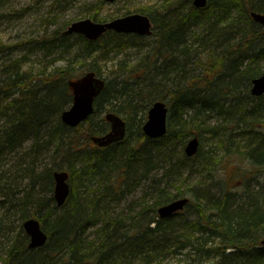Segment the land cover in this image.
Here are the masks:
<instances>
[{
  "label": "trees",
  "instance_id": "16d2710c",
  "mask_svg": "<svg viewBox=\"0 0 264 264\" xmlns=\"http://www.w3.org/2000/svg\"><path fill=\"white\" fill-rule=\"evenodd\" d=\"M192 3L163 0L160 8L138 11L152 18L159 47L141 62V71L131 69L113 85L114 90L107 84L96 114L87 121L93 125L109 104L110 111L135 124V133L128 125L123 142L109 148L99 149L90 142L92 136L106 134L108 127L83 131L85 123L71 128L61 121L73 102L65 79L76 80L88 72L100 75L91 64L86 72L68 65L43 73V80L35 83L39 75L36 79L25 71L23 60H11L16 47L0 42V55L8 53L9 58L4 57L0 66V233L15 232L12 216L19 221L16 237H7L2 264H170L168 258L179 256L185 264H264V181L260 180L264 177V96L254 97L250 91L253 79L264 72L257 66L264 60V27L249 14L250 10L264 13V0L257 4L209 0L204 10ZM192 21L203 24L205 32H192ZM74 36L57 32L42 45L51 48L58 43L70 51ZM77 38L84 43L81 56L85 59L130 49L142 39L113 31L96 42ZM196 45L199 49L194 53L190 48ZM189 59L200 71L196 75L183 69L180 60ZM180 76V85L169 91L167 100L163 94L167 82ZM164 100L170 107L169 130L167 136L151 140L142 129L147 108ZM193 137L213 139L226 147L229 163L249 165L234 168L232 187L223 178L227 185L214 199L201 198L194 191L171 192V182H179L187 168L191 167V174L200 172L201 165L212 169L202 144L195 157L186 156L182 148ZM122 147L129 153L118 164L116 149ZM84 160L85 166L79 168ZM158 169L164 175L150 179V189L136 205L139 211L116 215L112 207L132 191L131 184L149 179ZM58 171L70 174L72 187L68 202L59 208L54 199ZM191 174L190 183L196 180ZM97 179L103 189L90 198V193H96L92 184ZM76 182L88 199L80 201ZM180 198L189 199L184 212L167 219L158 216L160 207ZM29 218L39 219L49 236L47 245L38 250L29 249L23 228ZM93 227L100 234L96 232L97 241L88 242L85 235Z\"/></svg>",
  "mask_w": 264,
  "mask_h": 264
},
{
  "label": "rangeland",
  "instance_id": "374dc122",
  "mask_svg": "<svg viewBox=\"0 0 264 264\" xmlns=\"http://www.w3.org/2000/svg\"><path fill=\"white\" fill-rule=\"evenodd\" d=\"M162 1L163 0H116L115 2H110L108 0H0V42L5 46L10 45L16 47L11 54V60H23V68L25 71L30 75L33 74L35 76L34 78L39 75L40 79L35 81V83H39L43 80V73H52L54 70L64 69L68 67V65L71 66L73 70L76 69L79 72H86V70L89 69L88 66L91 64L92 67L99 72L100 76L105 78L108 83L110 82L113 86L115 83H119L120 80L122 81L126 78L131 69H138L145 58L147 59L155 53V50L159 47V40L154 32L147 37L140 36L142 39H140V42L135 47H130V49L127 50L112 51L111 53L108 52V54L97 53L88 59L81 56V50L83 49L82 45H84V43L79 41L77 37L86 38L80 34H74L75 36L72 35L74 37L71 39L70 44L73 49H70V51L65 49V47H59L58 43H53L51 48L49 46L44 47L42 44L52 40L57 32H66L75 22L91 19L94 22L106 24V22H111L117 18L128 16L129 14H139L140 12L138 11L146 7L160 8ZM258 2L259 0H254V3L257 4ZM95 14L98 19L93 20L92 18ZM185 14L186 11L184 15ZM194 22L195 21H192V23ZM203 26V24L195 22L192 32L196 30L198 33L205 32V27ZM192 42L195 43L194 41ZM197 48L198 45L190 49L195 53ZM3 58L0 55V66L4 63L3 60L9 59L8 53H6ZM180 62H182L183 69L188 72V75H196L200 72L195 71L196 66L192 59L185 62L180 60ZM257 66L264 71V60ZM0 70L2 69L0 68ZM139 77L142 78L141 75H139ZM181 78L182 76L175 79V81L167 82L169 88L163 93L168 97L167 100L170 98L169 91H172L177 85H180ZM65 81L69 80L65 79ZM39 87L41 88V86ZM72 104L73 102L67 105L66 110H68ZM152 105L153 104H150V106L148 105L150 108H147L145 123L148 121L147 116L152 109ZM110 107L109 104H105L103 110L97 114L98 117L95 119V123L93 125H91V123L85 124L83 131H88L91 126H95L96 129H100V127H108L109 129V125L105 120V115L109 113ZM120 116L125 119L130 126H133V122L126 116L123 114ZM136 131L137 129H135L134 124L133 132L135 133ZM134 137L135 135H133V139ZM91 143L93 144V142ZM201 144L205 151V155L210 159L212 169L209 170L207 166L204 167L201 165V168H199L200 172L191 174V167L187 168L186 173L179 182H171L170 189L172 193H178L180 190L187 192L194 191V193L196 192L201 198H209L211 196L214 199V197H219L221 194V187L227 185L225 182L222 183L223 178L230 181L228 183L230 187L236 184V180H232V178H235L234 168L236 166L240 167L239 169L249 167L246 162L234 161V163H229L230 158L227 155L228 152L226 147H220L213 139L209 140L207 137H201ZM182 149L185 152L184 147ZM128 151L129 149L125 147L116 149L117 158L115 162L121 164L123 155L126 156L129 153ZM178 155H181V151H179ZM85 162V160L80 161L79 168L84 167ZM216 170H219L220 173ZM190 174L196 177V180L191 181V183L187 181ZM213 174H215V177ZM163 175L164 170L158 169L157 171L151 172L149 179L143 181L139 179L135 180L131 184L132 191L126 194L125 199L112 207L115 209V214L121 215L123 213H128L133 215L132 213H137L139 207H136V205L150 189V185H152L150 179L154 178L158 180L162 178ZM260 180L263 182L264 177H261ZM99 182H101L100 179L93 182L92 187L93 185L94 187L92 191L96 193H90V198L99 195V189H103V183L101 184ZM254 183L256 182L252 181V184ZM76 187H78L77 193L80 201L88 199L86 198V194L88 193L83 188L79 189L77 182ZM188 197L191 198L190 194ZM90 212L91 210H89V213ZM181 212H184V210ZM11 220L15 223V232L11 234L0 233V264H2V259L5 258L7 244L9 245V243H7V237H16L19 221L17 218L14 219L13 216ZM96 229L97 227H93L87 230L85 236L88 242L98 240L97 234L100 233L99 231L97 232ZM7 230L11 231L12 229ZM167 262L170 264L186 263L183 256L168 258Z\"/></svg>",
  "mask_w": 264,
  "mask_h": 264
},
{
  "label": "water",
  "instance_id": "95a60500",
  "mask_svg": "<svg viewBox=\"0 0 264 264\" xmlns=\"http://www.w3.org/2000/svg\"><path fill=\"white\" fill-rule=\"evenodd\" d=\"M108 1L115 2L116 0ZM207 4L208 0H194L193 2V5L198 9H205L208 6ZM250 14L255 23L264 27V13L251 11ZM152 26V19L139 13L120 17L114 21L106 22V24L97 23L91 19H84V21L73 23L65 33L66 35L80 34L89 41L95 42L107 34L108 31L147 37L153 33ZM68 86L73 92V105L62 114L61 121L66 126L77 128L94 115L96 111L95 103L106 89V81L100 76H96L94 72H89L76 81H69ZM251 91L252 96H264V73L262 76L254 79ZM169 110L166 102L157 101L153 104L152 109L148 113L149 119L142 127L143 133L149 139L156 140L167 136ZM105 120L110 124L111 131L105 135L91 137V141L100 149L109 148L113 144L123 142L129 131L127 121L114 113L110 112ZM200 143V139L196 137L189 141L185 148L188 158H192L198 154ZM54 177V199L59 208L64 206L69 200L68 198L72 191L70 187L71 176L67 171H58L54 174ZM187 203H189L188 198L172 201L170 204L159 208L158 216L163 219L170 218L172 215L184 210L188 205ZM24 223L25 234H28L30 238L28 243L29 249L38 250L45 247L49 236L44 231L42 222L36 218H29Z\"/></svg>",
  "mask_w": 264,
  "mask_h": 264
},
{
  "label": "bare ground",
  "instance_id": "6f19581e",
  "mask_svg": "<svg viewBox=\"0 0 264 264\" xmlns=\"http://www.w3.org/2000/svg\"><path fill=\"white\" fill-rule=\"evenodd\" d=\"M253 80H254V79H253ZM253 82H254V81H253ZM252 85H253V83H252ZM86 123H87V122H86ZM86 123H85V124H86Z\"/></svg>",
  "mask_w": 264,
  "mask_h": 264
}]
</instances>
